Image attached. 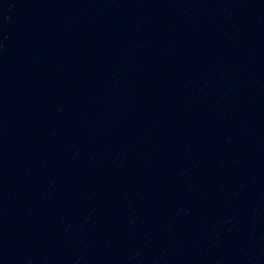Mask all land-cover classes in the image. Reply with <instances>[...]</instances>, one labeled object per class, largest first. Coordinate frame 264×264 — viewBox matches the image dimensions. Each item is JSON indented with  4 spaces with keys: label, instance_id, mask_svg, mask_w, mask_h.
I'll return each instance as SVG.
<instances>
[{
    "label": "water",
    "instance_id": "water-1",
    "mask_svg": "<svg viewBox=\"0 0 264 264\" xmlns=\"http://www.w3.org/2000/svg\"><path fill=\"white\" fill-rule=\"evenodd\" d=\"M0 240L264 264V0H0Z\"/></svg>",
    "mask_w": 264,
    "mask_h": 264
}]
</instances>
